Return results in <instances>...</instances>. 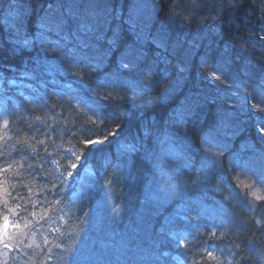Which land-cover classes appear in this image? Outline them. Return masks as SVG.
Wrapping results in <instances>:
<instances>
[{
  "label": "trees",
  "instance_id": "obj_1",
  "mask_svg": "<svg viewBox=\"0 0 264 264\" xmlns=\"http://www.w3.org/2000/svg\"><path fill=\"white\" fill-rule=\"evenodd\" d=\"M135 1L0 0V231L35 240L3 264H264V200L240 182L264 159L244 94L264 73V0L236 1L198 48L150 40L194 0H157L151 30Z\"/></svg>",
  "mask_w": 264,
  "mask_h": 264
},
{
  "label": "rangeland",
  "instance_id": "obj_2",
  "mask_svg": "<svg viewBox=\"0 0 264 264\" xmlns=\"http://www.w3.org/2000/svg\"><path fill=\"white\" fill-rule=\"evenodd\" d=\"M194 1L196 2L195 5L199 6L198 10L195 9L196 11L201 10L202 6L206 3V1L208 2L207 14L204 17L205 19H207V21L201 20L200 23H197L195 21L196 13L195 10L193 9H188L186 10V12L180 10L179 13L182 14V16H179L178 13H176L175 15L171 16L168 20L164 21L167 23L164 24L166 29L161 28L159 26L156 29V32L158 34L157 37L155 36L153 37L150 35V40H153L154 42L155 40H157L161 45V47H166L165 42L167 43L168 39L171 38V36L181 38V40H186V38L192 37V39L194 40L193 44H195V47L197 46L198 48L199 46L203 45L202 42H204L205 36H201L202 34L208 36L210 34H215L221 30L222 27L219 26L218 24L219 22L217 20L220 21L221 20L220 17L223 16V14L231 13L230 11H232L233 8L232 6L234 5L228 3V0H194ZM157 5H158L157 0H136L133 7L130 8L129 14L131 17V21L141 25L150 24V30H151L153 20L157 15V10H156ZM120 13L122 14L121 11ZM262 19H263L262 23L264 27V15ZM209 42L206 44H209ZM218 60L222 62L219 67L221 72L219 73L215 72V74L213 75L214 78L220 80L221 84H226L227 82L230 83L231 79L235 78L234 74L229 78H227L229 74L228 72L232 70L231 67H229V65L232 64V61L226 58L225 56H220ZM238 75L239 78L241 79L244 78L245 80H248L250 77V73H247L242 70L239 71ZM233 89L236 90L235 87ZM245 91H246L244 93L245 98L247 97V100L251 98H252L251 100L254 99V102L257 103L256 104L257 108L254 107V109L257 110L259 115H261L262 112L263 117L260 118L258 116L256 119L259 120L258 129L263 137V142H264V131H262V129H264V73L255 84L254 89H249V91H247L245 86ZM239 100L243 101L244 100L243 96L239 97ZM226 134H228V131L224 129V127H221L217 130H213L209 134V137H211V139L207 140L206 143H208L209 145H214L215 143H217L218 148L214 149V153L218 154L219 157L217 159L212 158L215 157L213 156L214 153L213 154L211 153V151L213 152V149L211 148L210 151V149L206 147V151L208 152V156H209L206 164L207 167H212L214 162H216L217 160L220 161L222 159L221 153L222 154L226 153V148H225ZM252 158L254 159L256 158V156H252ZM254 161H256V165L254 169H250L249 167H247L246 168L247 170L241 171L240 175H244V177L243 179L240 178V182L242 188L250 192L249 194L250 197L252 199H255L256 200L255 203H257L264 199L257 200L255 196L252 195V191L255 190L257 195L264 197V159L263 161L261 159L259 160L254 159ZM244 185H251L252 187L246 188L244 187ZM32 234L33 231H27L25 228L21 226H17L12 220H8L4 229L0 231V264L7 262L9 253H11L12 249L15 248V246H17L20 242H24L25 240L30 239L29 243L30 244L34 243L35 241L34 238H31Z\"/></svg>",
  "mask_w": 264,
  "mask_h": 264
},
{
  "label": "snow or ice",
  "instance_id": "obj_3",
  "mask_svg": "<svg viewBox=\"0 0 264 264\" xmlns=\"http://www.w3.org/2000/svg\"><path fill=\"white\" fill-rule=\"evenodd\" d=\"M228 3H230V4H235V3H236V0H228ZM22 43H26V41H25V42H22ZM124 67H127V65H124ZM262 131H264V129H262ZM3 155H4V153H3V152H0V157H2ZM72 167L75 168L76 165L73 164ZM244 187H246V188H251L252 186H251V185H244ZM252 195L255 196V198H256L257 200L264 199V197H262V196H260V195H257V193H256L255 190L252 191ZM4 219L7 221V219H8L7 216H5ZM207 256H208L209 258L213 259V260L216 259V257H214V256L212 255L211 252H208V253H207Z\"/></svg>",
  "mask_w": 264,
  "mask_h": 264
}]
</instances>
